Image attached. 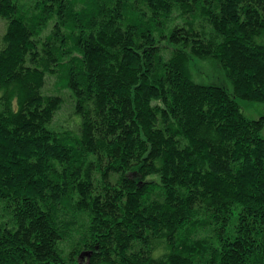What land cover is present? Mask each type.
Here are the masks:
<instances>
[{
	"label": "trees",
	"instance_id": "16d2710c",
	"mask_svg": "<svg viewBox=\"0 0 264 264\" xmlns=\"http://www.w3.org/2000/svg\"><path fill=\"white\" fill-rule=\"evenodd\" d=\"M0 23V264H264V115L238 103L264 111V0H0Z\"/></svg>",
	"mask_w": 264,
	"mask_h": 264
},
{
	"label": "rangeland",
	"instance_id": "374dc122",
	"mask_svg": "<svg viewBox=\"0 0 264 264\" xmlns=\"http://www.w3.org/2000/svg\"><path fill=\"white\" fill-rule=\"evenodd\" d=\"M1 24V23H0ZM2 25H0L1 31ZM191 66V77L194 82L202 83V84H220L224 86L229 92L232 90V86L230 83L222 76L221 70L216 62L212 59H198L193 58L190 62ZM52 80H47V87L51 88ZM243 114L248 119H258L262 115H264V111L262 109L261 104L255 102H247V101H238ZM71 102L68 100L64 107L56 114L55 122L57 124H67V120L65 119L68 111L71 109ZM69 123L73 126L72 117L69 119ZM66 126V125H65ZM260 136L264 138V127L260 132Z\"/></svg>",
	"mask_w": 264,
	"mask_h": 264
}]
</instances>
